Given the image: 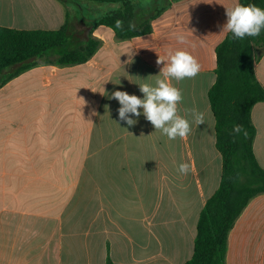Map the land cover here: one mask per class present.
Masks as SVG:
<instances>
[{
  "label": "crops",
  "instance_id": "obj_1",
  "mask_svg": "<svg viewBox=\"0 0 264 264\" xmlns=\"http://www.w3.org/2000/svg\"><path fill=\"white\" fill-rule=\"evenodd\" d=\"M237 2L138 0L146 13L165 7L150 21L149 34L118 40L99 26L92 36L100 46L86 63L58 66L61 50H55L0 87V264L191 259L200 212L221 178L208 91L216 79L215 49L228 33H220L225 7ZM82 5L86 18L70 6L84 27L81 34L57 0H0V27L58 30L68 14L72 47L90 30L88 18L119 7ZM181 35L185 43L177 40ZM176 50L188 51L201 65L196 77L170 81L182 92L178 114L189 120L191 133L169 140L143 114L132 117L138 119L132 127L120 121V104L111 94L143 99L139 85L155 86L163 78L158 55ZM254 73L264 87V52ZM192 109L204 114V124L197 126L185 111ZM251 121L253 153L264 170V102L253 106ZM181 163L191 164L187 175L178 171ZM225 263L264 264V194L231 228Z\"/></svg>",
  "mask_w": 264,
  "mask_h": 264
},
{
  "label": "trees",
  "instance_id": "obj_2",
  "mask_svg": "<svg viewBox=\"0 0 264 264\" xmlns=\"http://www.w3.org/2000/svg\"><path fill=\"white\" fill-rule=\"evenodd\" d=\"M57 1L63 6L77 7L79 15L84 11L83 2L98 7L119 4V7L88 18L90 30L72 47L68 14L65 24L58 30L0 27V87L37 66L39 60L55 50H61L54 60L58 66L86 63L100 46L99 40L92 36L99 26L110 28L118 40L149 34L150 21L165 9L161 7L146 13L145 9L137 8L138 0ZM238 3L264 9V0H238ZM83 14L80 16L86 18ZM262 52L264 30L259 36L244 39H236L228 32L215 49L216 79L208 91V101L215 122V147L221 155L222 171L218 189L200 212L193 255L185 264H226L231 228L249 202L264 194V170L253 153L256 131L251 121L253 106L264 102V87L257 82L254 73V63ZM235 125H241L247 135L234 133ZM106 264L112 263L108 259Z\"/></svg>",
  "mask_w": 264,
  "mask_h": 264
},
{
  "label": "clouds",
  "instance_id": "obj_3",
  "mask_svg": "<svg viewBox=\"0 0 264 264\" xmlns=\"http://www.w3.org/2000/svg\"><path fill=\"white\" fill-rule=\"evenodd\" d=\"M225 15L227 20L220 33L231 32L234 38L244 39L259 36L264 30V9L253 4L234 3L230 7H225ZM119 23L117 22L118 25ZM177 40L185 43L182 35L178 36ZM156 63L163 64L159 73L163 78H157L155 86L149 83L139 85L143 99L134 94L130 95L126 91H114L109 98L119 102L120 107L117 110L119 120L126 122L129 127L138 122V119L132 117L139 118L143 114L155 130H159L169 140H175L177 137L186 139L191 133V127L189 120L178 114V104L183 100L182 92L170 81L175 79L179 82L185 78L196 77L201 71V65L191 53L185 50L169 51L165 56L158 55ZM140 109L143 110L142 113ZM185 111L192 115L197 126L204 124L203 113L195 109ZM233 132L240 134L244 132V129L241 125H235ZM244 134L247 135L246 132ZM190 170V163L179 165L178 171L183 175H187Z\"/></svg>",
  "mask_w": 264,
  "mask_h": 264
},
{
  "label": "rangeland",
  "instance_id": "obj_4",
  "mask_svg": "<svg viewBox=\"0 0 264 264\" xmlns=\"http://www.w3.org/2000/svg\"><path fill=\"white\" fill-rule=\"evenodd\" d=\"M67 11L69 13V18H70V25H71V28L73 29L74 33L76 34H81L82 31L84 30V27L81 23H78L75 19V13H74V10L72 7L70 6H67ZM85 9H84V13H85ZM55 56V55H54ZM52 56V57H54Z\"/></svg>",
  "mask_w": 264,
  "mask_h": 264
}]
</instances>
